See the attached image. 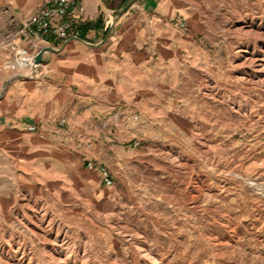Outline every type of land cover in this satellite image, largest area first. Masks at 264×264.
Masks as SVG:
<instances>
[{
    "label": "rangeland",
    "instance_id": "obj_1",
    "mask_svg": "<svg viewBox=\"0 0 264 264\" xmlns=\"http://www.w3.org/2000/svg\"><path fill=\"white\" fill-rule=\"evenodd\" d=\"M188 3L161 115L96 161L115 186L38 180L0 144L1 263L264 264V0ZM18 26L0 11V91Z\"/></svg>",
    "mask_w": 264,
    "mask_h": 264
},
{
    "label": "crops",
    "instance_id": "obj_2",
    "mask_svg": "<svg viewBox=\"0 0 264 264\" xmlns=\"http://www.w3.org/2000/svg\"><path fill=\"white\" fill-rule=\"evenodd\" d=\"M81 1L84 11L71 37L57 40L17 32L49 0H0V11L19 24L17 44L56 48L44 53L45 61L34 74L16 69L8 75L0 91V144L15 143L12 163L23 173L45 182L72 186L77 181L88 187L89 176L99 174L87 167L88 161L105 162L107 153L119 152L115 143L135 135L132 120L161 115L156 111L164 108L157 106L155 96L175 84L180 74L185 45L180 23L182 17L186 20L189 3ZM98 17L99 24L82 36L80 25ZM31 126L37 129L31 131ZM0 154L10 161V152ZM24 155L35 160L28 163Z\"/></svg>",
    "mask_w": 264,
    "mask_h": 264
},
{
    "label": "built area",
    "instance_id": "obj_3",
    "mask_svg": "<svg viewBox=\"0 0 264 264\" xmlns=\"http://www.w3.org/2000/svg\"><path fill=\"white\" fill-rule=\"evenodd\" d=\"M84 11V5L81 0H49L48 4L36 10L26 18L18 28V33L38 32L42 36L53 37L57 40H67L71 37L72 30L76 24V18ZM182 21V20H181ZM184 25V21L181 22ZM14 49L13 67L20 71H28V74H34L43 64L37 63L35 57L43 48L40 43H34L33 48L20 46L16 42L11 43ZM65 121L63 120L62 123ZM31 131L37 129L36 126L29 128ZM138 146L139 142L136 141ZM87 167L95 168L99 172L102 182L108 187L115 186V178L111 170L101 162L90 160Z\"/></svg>",
    "mask_w": 264,
    "mask_h": 264
},
{
    "label": "water",
    "instance_id": "obj_4",
    "mask_svg": "<svg viewBox=\"0 0 264 264\" xmlns=\"http://www.w3.org/2000/svg\"><path fill=\"white\" fill-rule=\"evenodd\" d=\"M116 17V14L114 15V19ZM48 50H56V48L52 47V46H45L43 47L39 52L38 54L36 55L35 57V61L37 63H41V62H44L45 61V57H44V53ZM35 71L37 70V68L34 69Z\"/></svg>",
    "mask_w": 264,
    "mask_h": 264
},
{
    "label": "trees",
    "instance_id": "obj_5",
    "mask_svg": "<svg viewBox=\"0 0 264 264\" xmlns=\"http://www.w3.org/2000/svg\"><path fill=\"white\" fill-rule=\"evenodd\" d=\"M101 21V17H98V19L95 22L92 21H88L84 24L80 25V31H81V35H85L86 30H88L90 27L98 25L99 22Z\"/></svg>",
    "mask_w": 264,
    "mask_h": 264
},
{
    "label": "bare ground",
    "instance_id": "obj_6",
    "mask_svg": "<svg viewBox=\"0 0 264 264\" xmlns=\"http://www.w3.org/2000/svg\"><path fill=\"white\" fill-rule=\"evenodd\" d=\"M252 31H254V30L251 29V32H252Z\"/></svg>",
    "mask_w": 264,
    "mask_h": 264
}]
</instances>
